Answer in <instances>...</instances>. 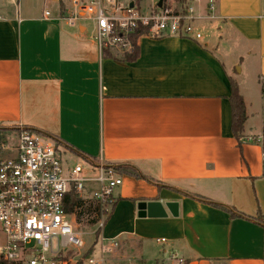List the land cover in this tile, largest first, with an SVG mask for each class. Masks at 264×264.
Masks as SVG:
<instances>
[{
    "label": "crops",
    "instance_id": "obj_1",
    "mask_svg": "<svg viewBox=\"0 0 264 264\" xmlns=\"http://www.w3.org/2000/svg\"><path fill=\"white\" fill-rule=\"evenodd\" d=\"M70 1L62 16L59 0H0V125L142 175H122L101 231L120 260L264 264V0H193L201 38L143 36L132 62L65 20Z\"/></svg>",
    "mask_w": 264,
    "mask_h": 264
},
{
    "label": "built area",
    "instance_id": "obj_2",
    "mask_svg": "<svg viewBox=\"0 0 264 264\" xmlns=\"http://www.w3.org/2000/svg\"><path fill=\"white\" fill-rule=\"evenodd\" d=\"M157 3L149 12H143L133 0L128 3L71 0V11L65 20L73 22L80 17L91 20L95 24L93 39L101 54L130 53L131 38L140 28L151 38H201L193 26L198 19L193 0L183 13L175 12L170 4L159 8ZM208 8L213 10L212 0ZM44 15L47 18L49 13ZM38 135L41 134L20 126L15 138L17 144L9 149L2 147L3 152L9 153L0 158V264H75L78 261L83 246L82 232L74 216L65 210L66 196L71 192L98 205L95 231L100 230V238L96 253L84 263L106 264L107 255L118 243L106 244L101 231L117 201L123 176L116 166L102 159L89 161L87 171L79 164L69 167L56 145L41 141ZM172 262L183 263L176 258Z\"/></svg>",
    "mask_w": 264,
    "mask_h": 264
},
{
    "label": "trees",
    "instance_id": "obj_3",
    "mask_svg": "<svg viewBox=\"0 0 264 264\" xmlns=\"http://www.w3.org/2000/svg\"><path fill=\"white\" fill-rule=\"evenodd\" d=\"M173 1L176 4V8H174L175 12L183 13L187 9L190 0H173ZM134 3L139 9H141L140 0H134ZM59 4L62 9L63 0H59ZM162 4L166 6L168 4V0H162ZM145 32L146 30L142 28L137 29L135 31V33L133 34L131 38L132 44H133L132 51L130 53H126L123 55H118L120 56L121 61L132 62L137 58L138 40L139 38L145 36ZM104 55L112 56L113 54L109 52H104ZM228 100H229L230 108H231V125H230L231 132H232L233 137L238 141V144L240 146L242 142L241 135L243 133L244 123L247 119V114H246V107H245L244 100L242 96L240 95L238 86L234 82V80H230V96ZM11 133H14L17 136L19 133V127H6L3 125H0V151L2 147L5 146L4 144L7 140L8 134H11ZM53 140L55 143L59 142L57 138H53ZM0 158H3V157L0 156ZM116 170L121 175H127L130 177L136 178V179L143 178L142 175L133 167L117 166ZM85 196H88V195H85ZM65 210L69 215L74 216L75 222L79 226V228L80 227H84V228L95 227L99 221L98 205L95 202L88 200L87 197L82 198L74 192H71L68 194V196H66ZM229 212L231 216L237 215V214L241 215L233 208L230 209ZM254 220H256L257 222H259L260 224L264 226V219L261 215L259 208L257 209V213H256V216L254 217ZM99 238H100V230H96L94 233L93 244L90 246L89 249H87V251H85L84 253L80 255L78 261L75 264H84V261L87 258L93 256L96 253V250H97L96 246L98 244ZM1 264H13V263H1Z\"/></svg>",
    "mask_w": 264,
    "mask_h": 264
},
{
    "label": "rangeland",
    "instance_id": "obj_4",
    "mask_svg": "<svg viewBox=\"0 0 264 264\" xmlns=\"http://www.w3.org/2000/svg\"><path fill=\"white\" fill-rule=\"evenodd\" d=\"M65 1V0H64ZM129 1L131 0H123L124 3H128ZM134 1V0H133ZM158 2V0H140V7H141V10L143 12H149V9L151 8V6H153L154 4H156ZM168 4H170L169 6H171L172 8H176V4L174 3L173 0H168ZM48 7V6H47ZM43 8V0H41L40 2V10H42ZM48 9H50L48 7ZM64 13H63V11ZM61 9V6L59 8V11H60V15L64 16L65 13H66V8H65V5L63 4V8ZM78 24H83L86 28H87V31H86V38H87V41L89 42L90 41H93V37H94V31H95V24L91 21V20H88V19H85L83 18V20L81 22H74V25L77 26ZM263 115H264V111H263ZM259 122H256V126H257V132L260 133V130H259ZM41 139V141H45V140H48L50 142H52L53 144L56 145V148L58 149V151L61 153L62 155V158H63V161H65L67 163V165L69 167H72L74 165H77L79 164L84 170H88V167L90 165L89 161L82 158L81 156L79 155H75L73 153H71L70 151L66 150L65 147L62 145V144H56L53 140L49 139V138H46L42 135H38ZM16 135L14 133H11V134H8L7 136V140L5 142V146L7 149L13 147L15 144H17L16 142ZM0 156L2 157H5L8 155L9 151L7 152H3V150L1 149L0 151ZM82 228V230H81ZM82 232V236H81V239H82V243H83V246L80 248V255L82 253H84L85 251H87V249L90 248V246L93 244L94 242V231H95V227H87V228H84V227H80L79 228ZM1 240V239H0ZM113 250V252L109 253L106 257V264H140L138 263L137 261H133V260H120V257H118L120 251L116 252ZM154 262L151 261L150 263H146V264H153ZM84 264H88L87 262H85Z\"/></svg>",
    "mask_w": 264,
    "mask_h": 264
},
{
    "label": "water",
    "instance_id": "obj_5",
    "mask_svg": "<svg viewBox=\"0 0 264 264\" xmlns=\"http://www.w3.org/2000/svg\"><path fill=\"white\" fill-rule=\"evenodd\" d=\"M133 6V3H130V7ZM162 6V0H158V3H157V7H161ZM140 206H143V205H140Z\"/></svg>",
    "mask_w": 264,
    "mask_h": 264
}]
</instances>
